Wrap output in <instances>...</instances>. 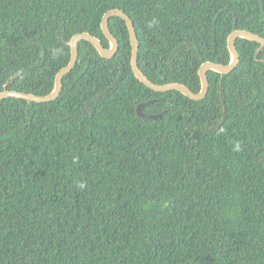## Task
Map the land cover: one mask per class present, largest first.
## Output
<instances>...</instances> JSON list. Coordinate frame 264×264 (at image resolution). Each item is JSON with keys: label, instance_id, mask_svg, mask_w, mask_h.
Wrapping results in <instances>:
<instances>
[{"label": "trees", "instance_id": "16d2710c", "mask_svg": "<svg viewBox=\"0 0 264 264\" xmlns=\"http://www.w3.org/2000/svg\"><path fill=\"white\" fill-rule=\"evenodd\" d=\"M110 8L147 78L195 92L231 31L264 37V0H0V91L49 93ZM108 25L115 54L79 40L56 98L0 99V264H264V46L237 37L194 100L140 82Z\"/></svg>", "mask_w": 264, "mask_h": 264}, {"label": "water", "instance_id": "95a60500", "mask_svg": "<svg viewBox=\"0 0 264 264\" xmlns=\"http://www.w3.org/2000/svg\"><path fill=\"white\" fill-rule=\"evenodd\" d=\"M111 16H119L121 17L127 26L128 34H129V40H130V46H131V52H130V64L131 69L135 75V77L142 83H144L147 87L150 89L157 91V92H164L168 90H178L182 94L186 95L187 97L199 100L203 98L209 87V81L207 77L208 70H213L216 72H219L221 74H225L233 70V68L237 65L239 61V55L238 51L235 46V39L237 37L246 38L252 41H256L260 43L259 49L264 46V37L260 36L258 34H255L251 31L245 30V29H236L230 32V34L227 37V47L230 52V60L227 63H219L214 61H205L203 62L198 69V75L201 82V88L199 91L195 92L191 90L189 87L185 86L182 83L179 82H171V83H165V84H157L152 82L149 78L146 77V75L140 70L137 62V53H138V44H137V36L136 32L133 26V22L130 19L129 15L126 14L122 9L120 8H110L107 11H105L101 17L100 26L101 30L105 36V38L108 40V46L105 47L99 38L95 37L91 33L87 31H81L73 34L71 38L69 39L68 43L70 46V58L66 65L62 66L58 72L55 75L54 78V86L53 89L43 95L24 92V91H18V90H10L6 87L0 91V99L8 96L23 98L26 100H33V101H51L59 94L61 88H62V77L64 74H66L68 71H70L78 56V41L81 39L89 41L93 46L96 48L98 53L103 57H111L115 54V52L118 49V41L115 38V36L111 33L108 25V20ZM156 100H145L142 102H139L136 105V114L139 117L143 118H149V119H157L159 118L162 113L159 114H148L143 111V106L148 103H154Z\"/></svg>", "mask_w": 264, "mask_h": 264}]
</instances>
